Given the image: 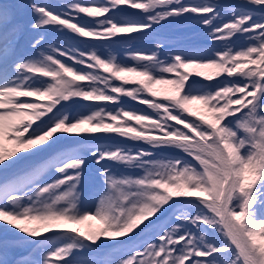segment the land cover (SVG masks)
Masks as SVG:
<instances>
[{
	"label": "snow or ice",
	"instance_id": "obj_1",
	"mask_svg": "<svg viewBox=\"0 0 264 264\" xmlns=\"http://www.w3.org/2000/svg\"><path fill=\"white\" fill-rule=\"evenodd\" d=\"M26 7L36 16L33 31L52 27L107 45L84 50L64 40L41 50V34L29 45L35 53L25 55L18 17ZM61 8L0 0V140L15 144H0V224L18 237L0 240V264H264V0H68ZM81 14L94 19L80 23ZM186 17L221 48L165 53L166 41L150 34ZM143 38L151 49L129 48L132 65L102 54L118 39ZM157 84H171L174 94L158 98ZM37 96L47 103L27 99ZM122 96L151 111L101 106ZM80 101L89 102L82 111L66 107ZM111 134L148 147L90 143ZM90 160L102 183L94 212L81 207ZM113 164L142 174L117 175ZM90 219L103 227L84 233L45 225L42 232L20 223ZM12 248L29 251L9 261Z\"/></svg>",
	"mask_w": 264,
	"mask_h": 264
},
{
	"label": "rangeland",
	"instance_id": "obj_2",
	"mask_svg": "<svg viewBox=\"0 0 264 264\" xmlns=\"http://www.w3.org/2000/svg\"><path fill=\"white\" fill-rule=\"evenodd\" d=\"M61 1H63V3L68 2V0H61ZM185 2L186 3L187 2H193V0H185ZM61 10H62V8L59 11H61ZM130 11H137V10H130ZM80 18H82L83 20H86V21H90L91 19H94V18H88L86 16V14H81ZM45 31L48 32V34L56 33V30L52 27L46 28ZM65 35H67L66 37L68 39H66V40L68 41V44H70V39L78 41L77 48H79V49L87 50L89 47L92 46L93 43H96V44L104 43L105 45H107V42L92 41L90 38H77L75 36L70 37L68 32L65 33ZM133 35H135V34H133ZM152 35L157 36L158 38L166 41V48L164 49L165 52L180 51L181 49L186 48V47H207V48H217V49L221 48V45L219 43L213 44L209 40V38L207 36L206 29L202 25L198 24L197 21L192 17H186L183 19H175V20H171L167 23H164L162 26H160L157 29L156 33L150 34V36H152ZM136 40L139 43H146V45L149 44V38L136 39ZM81 41H83V42H81ZM118 41H119V43L112 44L110 47H106L107 52L108 53L110 52L112 55L116 53V57L121 62H123L124 60H128L129 62H132L130 59H127V51L125 50V47H124L125 45H129L130 42L125 43L123 40H119V39H118ZM52 42L56 43V41H52ZM244 44H245V42L243 41V39H240L237 41L236 46L241 47V46H244ZM61 46L67 47L68 45L61 43ZM119 46H121V47H119ZM69 62H70V64L73 63L72 61H66L65 63L68 64ZM189 71H194V70L189 69ZM195 71H202V72L208 73V72H213L214 70L213 69H196ZM125 76L129 80H141V77L135 76L134 74H125ZM193 79H201V78L200 77H193ZM214 82L215 81H213V82L205 81V83H214ZM117 83H119V82H117ZM134 86H136V85H133V84H126L125 85L126 88H131ZM155 90L158 93V98H162L164 95L174 94L173 91H171L165 87H158V88H155ZM145 95H147V94H145ZM148 98L151 99L152 97L148 96ZM108 106L110 108H113V109L119 108V107H113L111 105H108ZM119 106L120 107L122 106L125 109L135 108V109H138L141 111H144L146 109V107L148 108L147 105L141 104L138 101H134L130 97H126V96L121 97V103L119 104ZM191 107L194 111H203V105H201L199 103H194L191 105ZM153 116H154V113H153ZM190 119H191V117H190ZM131 122H133V121H130L129 123H131ZM103 137H105V136H102L101 138H103ZM136 147H142V146H136ZM146 147H148V146H146ZM178 155H184V154L179 152ZM185 158L187 159V156H185ZM193 163H196V162H193ZM90 221H94V226H95V227L91 226L90 232H95L98 229L103 227V224L101 221H99V223L97 225H96V221L94 219H90ZM33 252L42 253L41 251H33Z\"/></svg>",
	"mask_w": 264,
	"mask_h": 264
},
{
	"label": "bare ground",
	"instance_id": "obj_3",
	"mask_svg": "<svg viewBox=\"0 0 264 264\" xmlns=\"http://www.w3.org/2000/svg\"><path fill=\"white\" fill-rule=\"evenodd\" d=\"M58 36L59 35H61V34H57ZM28 37H31L30 35L29 36H27V38ZM27 49V51H29V48H26ZM59 59H63V57H58ZM73 105V104H72ZM71 106V105H70ZM70 106H66V107H68L69 109H70ZM72 112H78V111H82V107H80V106H76V108L75 109H70ZM16 119V118H15ZM25 135H27V133L25 134ZM9 139L6 137V138H4L3 140H0V144H2V145H4V143H7V146L5 147V149H9V150H11V149H13V148H15V144L14 143H9V141H8ZM96 141H99V140H96ZM92 143L94 142V141H91ZM102 142L103 143H109V142H111V136L109 137V138H107V139H104V140H102ZM4 147V146H3ZM93 190V188H91V187H85V191L81 194V200H82V208L84 209V210H86V211H90V212H93V207H92V205H85V193L87 192V191H92ZM95 220V219H94ZM88 221H90V220H87V221H84L82 224H72V223H69V222H66V224L64 225V226H66L67 228H70V229H73V228H78V230L79 231H81V232H84V233H86V227L85 226H88ZM96 221V220H95ZM20 223H22L24 226H27V227H32V221H22V222H20ZM49 223H53V222H49ZM49 223H42V225L45 227V225H47L48 227H50V225H49ZM55 229H57V227H54ZM4 229H10V226H6V225H3V224H0V236H1V239H2V237L4 236V234H5V231H4ZM52 229V228H51ZM42 232L44 231V228L41 230Z\"/></svg>",
	"mask_w": 264,
	"mask_h": 264
}]
</instances>
